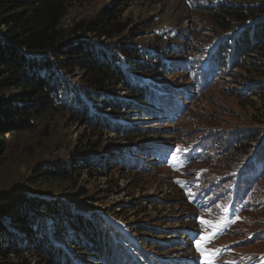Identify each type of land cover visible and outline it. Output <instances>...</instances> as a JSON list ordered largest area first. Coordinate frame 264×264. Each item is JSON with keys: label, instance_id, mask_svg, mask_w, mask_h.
<instances>
[{"label": "trees", "instance_id": "1", "mask_svg": "<svg viewBox=\"0 0 264 264\" xmlns=\"http://www.w3.org/2000/svg\"><path fill=\"white\" fill-rule=\"evenodd\" d=\"M95 1L0 0V264H136L126 245L133 242L109 221L115 212L81 209L99 197L83 183L84 171L110 178L109 164L139 176L156 147L172 153L174 138L156 142L146 127L122 119L131 108L153 119L184 107L177 153L194 151L204 162L193 164V171L204 168L197 181L211 183L225 204L231 202L227 234L237 238L221 249L264 242V69L252 60L258 54L264 61V14L250 17L229 1H194L212 11L221 29L203 37L176 33L170 52H153L138 41L101 43L118 28L111 5L65 24L74 7ZM169 73H177L180 88L166 97L141 76ZM227 76L235 77L230 93L247 111L236 107L234 122L227 119L223 127L191 115L187 100L226 84ZM76 123L88 133L73 137ZM192 123L202 128L194 130ZM111 127L125 145L108 153L99 138ZM135 127L145 133L130 134ZM148 227L163 234L148 224L129 229ZM218 261L264 264V251H231Z\"/></svg>", "mask_w": 264, "mask_h": 264}, {"label": "rangeland", "instance_id": "2", "mask_svg": "<svg viewBox=\"0 0 264 264\" xmlns=\"http://www.w3.org/2000/svg\"><path fill=\"white\" fill-rule=\"evenodd\" d=\"M194 1H200L202 4V1L208 2L209 0H96L93 4L85 7H74L65 17V24L70 25L82 18L91 17L102 10L104 6L111 5L113 11L116 13L114 20L118 28H114L116 34L110 35V33L106 35V38L102 37V44L106 42L125 44L131 41H138L141 42L142 47L146 50H157V47L154 46L155 43L160 45V47H165V50H167L169 45H174L173 38L176 33H189L203 37L210 36L215 31L221 29L215 25L213 21L215 15H212V11L206 7L197 6ZM221 1H229L230 4L234 5H243V11L249 14L250 17L255 16L256 13L264 14V0ZM238 27L240 25L236 26V28ZM120 39L122 40L120 41ZM175 39L178 38L175 37ZM254 57L256 59L252 60L261 63V68L264 69V61L258 57V54H254ZM237 70V68H234L233 71L237 72ZM78 73L81 72L78 71ZM141 75L144 76L143 74ZM163 76L165 79L162 81L167 83H172L177 78V74ZM226 82L225 84V81H220L209 92L204 94L201 99L192 102L189 107L190 114L199 116L200 118H207V122L212 120L213 125L223 127V125H226L227 119L231 123L234 122V119L230 117L236 115V107L237 110L245 113L247 111L246 105L243 102L237 104L239 100L237 101L230 93V89L235 85V77L227 76ZM136 111V109L131 108L130 110H126L123 118L120 115H117L116 118H122L125 121L133 123L136 122L135 126L138 127H146L147 132L150 136L152 135V139H155L156 142H160V139L164 138H174L173 141L169 142L172 146V149H170L172 153H167L168 150H165V147L162 148L164 151L156 147L157 155L155 162L151 164L161 162L159 164L160 167H152L147 162L148 164H145L147 172H143L139 176H134L132 173L125 174L123 171L117 170V168L113 169L108 164V161L106 164H108L107 168L110 171V178L109 176L107 178L103 173L89 175L84 171L81 175L83 183L87 184L92 189L91 192L97 194L99 197L93 207H82V211L90 213L99 211L104 213L105 210H109L111 213L115 212L116 217H109V221L115 224L114 226L117 225L124 228L123 232H127V236L136 239V242L131 245L134 251L137 250L133 246H143L145 244L144 251L151 256L153 255L151 248L161 241L169 243L170 241L180 240L181 237L187 238L185 236L187 234L192 239L197 238L198 240H203L206 236H213L218 229L224 228L228 217L224 216L225 209L223 205H214V199L210 197L212 207L202 212L199 216L201 218L200 222L203 220L211 223L206 224L201 222L203 229L199 232L195 230L190 231L189 228L183 227V225L191 221L193 207L183 202L182 193L178 191L179 187L176 186L174 180H178V176H191V174H194V172H189V169H193L194 161L196 162V166L203 165L196 158L194 152L190 150L184 149L179 153L178 157L176 156L181 132L184 131L183 128L186 126V123L181 122V119L177 121L178 119L175 114L167 117V119H163L162 117L151 119L145 115L138 116ZM191 126L194 130L202 128V125L197 127L196 123H192ZM70 128L75 138L82 130L88 133L89 129L83 123H76ZM137 129L135 127L136 131H131L130 134L145 133V131H137ZM137 137H140V135ZM99 139H103L108 143V153L119 151L125 145L124 139L119 137V134L114 131L113 127L106 129L103 137ZM115 140H117V143H115ZM160 150L162 151L161 153ZM175 156L176 159H173ZM178 158L181 161L178 165H175ZM67 196L65 195L66 198ZM189 198L191 199V197ZM145 224L156 226L163 234L159 235L153 228L150 229L149 227L142 232L129 230L130 227L133 229L136 225L141 226ZM214 227L215 230L209 233ZM181 231L182 234L178 235ZM142 238H145V240H142ZM235 238H237L236 234L229 233L223 235L221 239L217 238L211 241L205 247L212 250L218 248L220 252H223V255H230L231 251H238L240 253L244 251L251 253H256L260 250L261 252L264 251V242L259 241H253L248 245H241L239 247H235L237 243H234L233 249L227 247L225 249L220 248L234 242ZM151 240L155 241V243H152ZM206 243H209V241H206ZM178 248H183V245L178 246ZM174 249L175 246L163 248L165 251H172L171 254L169 253V256L177 257L178 253L173 251ZM158 250L162 249H157V252H159ZM190 251V256H195L193 248ZM209 253L205 250V257H209ZM30 256L34 260L35 256L32 254ZM215 256L217 257L218 255L215 254ZM189 261L186 260V263L190 264ZM206 262H208V259Z\"/></svg>", "mask_w": 264, "mask_h": 264}, {"label": "snow or ice", "instance_id": "3", "mask_svg": "<svg viewBox=\"0 0 264 264\" xmlns=\"http://www.w3.org/2000/svg\"><path fill=\"white\" fill-rule=\"evenodd\" d=\"M202 223H206V224H209V223H211V222H207V221H201ZM215 226V225H214ZM212 238H214V235L213 236H206V237H204L203 239L205 240V241H210ZM197 247H200V245L199 244H197Z\"/></svg>", "mask_w": 264, "mask_h": 264}]
</instances>
